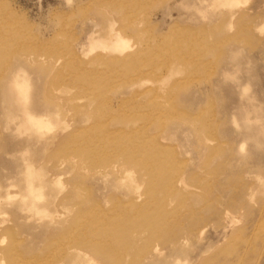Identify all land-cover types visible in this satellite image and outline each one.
I'll return each instance as SVG.
<instances>
[{
	"label": "rangeland",
	"instance_id": "1",
	"mask_svg": "<svg viewBox=\"0 0 264 264\" xmlns=\"http://www.w3.org/2000/svg\"><path fill=\"white\" fill-rule=\"evenodd\" d=\"M0 18V264L10 245L17 264H264V0H0ZM19 70L41 126L4 98ZM137 134L182 177L163 206L143 156L115 155ZM116 230L130 250L95 255Z\"/></svg>",
	"mask_w": 264,
	"mask_h": 264
},
{
	"label": "bare ground",
	"instance_id": "2",
	"mask_svg": "<svg viewBox=\"0 0 264 264\" xmlns=\"http://www.w3.org/2000/svg\"><path fill=\"white\" fill-rule=\"evenodd\" d=\"M1 19V18H0ZM5 36H7V35H5ZM107 41H106V43H104L105 45H101L100 43L101 42H99V41H97V42H93V41H91V44H95V45H98L99 44V46L101 45L105 50V52H106V50L108 51V52H115V53H118V54H122L124 51H125V48L127 47L125 44H123L124 42L118 37V35H117V33H115L114 31H113V29L110 27V29H109V33H108V35H107ZM4 39H5V37L3 36V34H0V47L1 46H5V41H4ZM96 39V38H95ZM67 55V54H66ZM116 59H118V58H115V59H113V61H115V62H113V63H117V64H119L120 63V60H116ZM1 61H2V59H1ZM5 63V62H4ZM6 64V63H5ZM10 64V63H9ZM214 64V63H213ZM4 67V66H3ZM11 68H12V66H10ZM10 68V69H11ZM5 70L3 69V72H4ZM8 74H9V72H8ZM5 76H7V74H5ZM3 78V77H2ZM5 78V77H4ZM166 78V77H165ZM164 78V79H165ZM140 82H142V79L140 80ZM1 84H3V83H1ZM1 86V85H0ZM27 87H28V82H27V80H26V78L22 75V73H21V71L19 70V71H17V72H15V73H12V74H10L8 77H7V79H6V81H5V83H4V85H3V87H2V90H3V95H4V98L7 100V103L9 104V106L8 107H10L12 110H14V111H16V110H18V111H20L22 114H23V119H24V123L26 124H35V125H37V126H41V124H42V122L40 121V118L42 117V114H37V112L35 113V111L34 112H32V111H30L29 109H28V105H27V100H28V97H29V95H28V92H27ZM83 94L84 95H89L90 96V92H89V90L86 92V91H84L83 92ZM93 95V94H92ZM174 113V112H173ZM165 116H166V114H165ZM175 116V115H174ZM173 118V117H172ZM28 127V126H27ZM27 132H29V131H27ZM107 135V134H106ZM136 137V138H135ZM135 137H133L134 138V140H133V142H134V144H132V145H128V144H124V145H122V146H120L119 148H118V150H117V152H116V156H118L119 158L121 157L122 158V156H124L123 157V161L126 163V168H125V172H128L129 170H130V167H134L136 164L138 165V164H140V162L142 161V159H141V161L139 162L136 158V156L138 155L139 157L140 156H143L142 158H143V163L146 165V169L148 170V173H149V177L151 178V194H150V196L152 195L153 196V199L155 200H153L154 201V203L157 205V207H160V206H163V203H162V201H163V199L164 200H168L169 199V197L171 196V194H174V192H175V187L177 186V183L179 184V183H182V177H179L178 179H177V175L174 177V179H172V175L168 178V176L166 175V173L164 172V168L166 167L165 166V164H164V162H165V156H166V152L164 151V147H166V146H162V147H160V146H158L157 145V142H156V140L154 141V142H152V144H150V145H148V147H147V149H148V153H145V151H144V146L141 144V142H142V137H141V135H138L137 134V136H135ZM144 137V136H143ZM115 138V137H114ZM118 141V140H117ZM123 142V141H122ZM121 142V143H122ZM148 142V141H147ZM147 142H145V143H147ZM129 143V142H128ZM142 146H143V148H142ZM241 146V145H240ZM146 150V149H145ZM81 153H83L85 150H84V146H83V148L81 147V150H79ZM88 153H90L89 151H88ZM83 155H87V152L86 153H83ZM91 155V154H90ZM116 163H118V162H116ZM113 164V163H112ZM118 165H120L119 163H118ZM118 165H113V167L115 166L117 169H119L118 167ZM141 165V164H140ZM112 166V165H111ZM168 166V165H167ZM23 167V166H22ZM114 167V168H115ZM121 167V166H120ZM120 170V169H119ZM121 171V170H120ZM119 171V172H120ZM122 173V172H121ZM25 175V174H24ZM33 172H32V170L29 168V170L27 171V175H26V180H27V185L25 184V186L26 187H24L23 189H24V192H25V194H27V195H31V196H37V193H38V188L39 187H37V186H35V185H33V182H32V179H33ZM172 179V180H171ZM177 179V180H176ZM175 181V182H174ZM138 183V182H137ZM34 184H36V183H34ZM15 185V184H14ZM11 187H14V186H11ZM166 188L165 190L163 189V188ZM12 189V188H11ZM152 191H153V194H152ZM164 191V192H163ZM163 192V193H162ZM11 193H12V191H11ZM11 193H10V195H11ZM150 193V192H149ZM13 195V194H12ZM11 195V196H12ZM174 196V195H173ZM7 197H9L8 196V194H7ZM11 198V197H10ZM149 198V197H148ZM153 201H152V203H153ZM150 207H152V205L150 206ZM147 208L146 209V211L147 210H151V208ZM154 207V206H153ZM137 209V208H136ZM128 213V212H127ZM134 213V212H133ZM123 215V214H122ZM125 216H127V215H125ZM119 218V217H118ZM98 219V218H97ZM120 219V218H119ZM95 220V219H94ZM122 220V219H121ZM113 221V220H112ZM145 221V220H144ZM121 223V222H119V220L117 219V221L115 220V223ZM90 223H92L95 227H97L99 224H98V221L96 220V221H94L93 222V220H92V222H90ZM89 223V224H90ZM114 223V222H113ZM114 223V224H115ZM164 223V222H163ZM88 224V225H89ZM107 224H108V222H107ZM111 224V223H110ZM92 225V226H93ZM106 225V224H105ZM113 225V224H112ZM118 225V224H117ZM116 225V226H117ZM122 225H124V224H122ZM163 225H165V224H163ZM148 226H150V225H148ZM123 227H125V226H123ZM117 229V228H116ZM154 229L155 230H161V225H154ZM9 230V229H8ZM108 230V229H107ZM201 231H200V233L202 234V233H204L205 232V228H203V229H200ZM119 231L120 230H116V231H113V235H114V240H115V242H116V240H117V243L114 245V242L111 240V241H109V243H108V247H111L110 248V251H109V249H107V248H105V247H102V248H100L99 246H97V245H95L94 243H88L87 241H85V238H84V240H81L79 243H81V244H91V246H92V248L95 250V252H96V254L95 255H98V257L99 256H103V257H106L107 255H110L111 253L113 254V255H115V256H117L116 258L120 261V258L127 252V250L126 249H128V250H130L129 249V247H131L132 246V244H130L131 242L130 241H127V240H125V241H123L122 242V245L121 244H119L120 243V241L118 240V238H119ZM122 231V230H121ZM103 232L104 231H101V235L102 236H104L105 234H103ZM122 232H126V231H122ZM11 235H12V233H11ZM10 235V236H11ZM110 235V234H109ZM14 236V235H13ZM14 238V237H13ZM113 238V237H112ZM11 239V238H10ZM131 239H133V238H131ZM11 240H13V239H11ZM187 240V239H186ZM185 238L183 239L182 238V240L179 242V243H184L185 241ZM0 241H1V239H0ZM168 241V240H167ZM2 242V241H1ZM113 242V245H111V243ZM10 243H13V242H10ZM0 244H2V243H0ZM94 244V245H93ZM126 244H128V245H126ZM186 244V243H185ZM124 245H126V246H124ZM12 245H10V247H7L6 249H2L3 250V253H4V255L6 256V258L8 259V261L9 262H11V264H17L16 262H15V260H14V253H15V251H14V246H13V248L11 247ZM124 246V247H123ZM16 247V246H15ZM85 248V247H84ZM84 248H82V249H84ZM87 249V248H86ZM89 249V248H88ZM91 249V248H90ZM89 249V250H90ZM155 251H157L158 250V247L157 248H155L154 249ZM160 250V249H159ZM77 251V250H76ZM2 252V251H1ZM86 252H88L87 250H86ZM158 252V251H157ZM93 253H94V251H93ZM161 253V252H160ZM83 254H84V252H83ZM91 254V253H90ZM152 254V253H151ZM86 255V254H85ZM160 255V254H159ZM93 257H95V256H93ZM133 258V257H132ZM176 258V257H175ZM100 259H102V257L100 258ZM111 259V258H110ZM117 259H115V260H117ZM108 260V259H107ZM98 261V260H97ZM96 261V262H97ZM175 261V260H174ZM100 262V261H99Z\"/></svg>",
	"mask_w": 264,
	"mask_h": 264
}]
</instances>
